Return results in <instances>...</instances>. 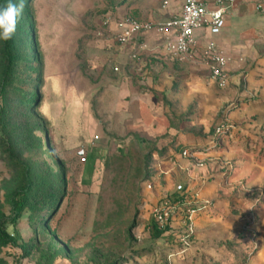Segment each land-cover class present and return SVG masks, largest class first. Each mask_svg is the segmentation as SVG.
I'll return each mask as SVG.
<instances>
[{
  "label": "rangeland",
  "instance_id": "374dc122",
  "mask_svg": "<svg viewBox=\"0 0 264 264\" xmlns=\"http://www.w3.org/2000/svg\"><path fill=\"white\" fill-rule=\"evenodd\" d=\"M182 2L24 0L5 83L0 40V231L15 241L0 239V264H264V30L215 41L223 79L199 51L147 50L156 32L133 52L116 42L127 18L163 23ZM247 2L264 25V0ZM132 64L161 125L135 136L114 70L132 80Z\"/></svg>",
  "mask_w": 264,
  "mask_h": 264
},
{
  "label": "built area",
  "instance_id": "2783aa9c",
  "mask_svg": "<svg viewBox=\"0 0 264 264\" xmlns=\"http://www.w3.org/2000/svg\"><path fill=\"white\" fill-rule=\"evenodd\" d=\"M237 0H183L179 15L169 18L163 23L148 20L144 22L127 18L121 25L116 36V42L121 46H130L139 41L145 34L158 33L160 35H172V40H166L164 47L171 50L178 57L185 58L196 52H201L208 61L216 63L212 67L214 77L223 79L224 60L219 55L214 37L219 36L226 26V16ZM198 31L207 32L209 39L204 45L196 35ZM136 53L131 54V59L136 60ZM115 72L120 73L118 67ZM80 162H86L84 156ZM181 189V187H179ZM156 223L163 224L169 216L168 211L155 209L152 213Z\"/></svg>",
  "mask_w": 264,
  "mask_h": 264
},
{
  "label": "crops",
  "instance_id": "0c3cea01",
  "mask_svg": "<svg viewBox=\"0 0 264 264\" xmlns=\"http://www.w3.org/2000/svg\"><path fill=\"white\" fill-rule=\"evenodd\" d=\"M208 1L213 2V0ZM250 1V6H254L255 3L252 2L253 0ZM248 3L249 2H247V0H239L235 3L234 7L230 9L231 11H234L233 17L231 18H229L231 11H228L226 16V26L219 36L214 37L216 41H240L242 37L247 40L254 41L253 39H255L258 35L259 30H264V25L262 24L263 22L251 23V19L245 18L246 12L249 9ZM240 24L243 25L242 28H239ZM196 35L201 45H204L210 38L207 32L204 31H198ZM143 37L144 40H148L150 36L143 35ZM172 39V35H167L164 38V40ZM137 42L138 41L132 43V52L138 47ZM165 42L166 41H145V43L149 44V46L146 47L148 48L147 50H161V47H164ZM138 74V69L133 64L132 80L123 76V73L120 71V80L117 87V110L122 121L127 122L129 127L134 131V134H132L134 136L135 132L140 134L152 133L159 130L161 126L159 122L160 116L155 111V106L147 89L143 87L144 80L140 81ZM85 136L87 140H91L92 130H87ZM80 156H82L81 153Z\"/></svg>",
  "mask_w": 264,
  "mask_h": 264
},
{
  "label": "trees",
  "instance_id": "16d2710c",
  "mask_svg": "<svg viewBox=\"0 0 264 264\" xmlns=\"http://www.w3.org/2000/svg\"><path fill=\"white\" fill-rule=\"evenodd\" d=\"M5 42V58H6V65H5V69H4V83L6 82L7 78L10 76L11 72H12V68H13V61H14V57L13 55H11L10 53V48L12 46V41L11 39L8 41H4ZM5 125V114H4V109L3 107L0 105V138H3V127ZM45 142L46 144L48 143L46 138H45ZM26 169V176H25V181L27 183V188L26 189H22V190H18L13 194L12 200H11V207H12V212L14 214L15 219L19 218L21 215L22 210L24 209V201L26 199V197L28 196V193L30 191V187H31V182L30 179L27 175L28 172V168L25 167ZM0 239L6 243V244H15L14 240L7 235V233L4 231H0Z\"/></svg>",
  "mask_w": 264,
  "mask_h": 264
},
{
  "label": "clouds",
  "instance_id": "9594fccd",
  "mask_svg": "<svg viewBox=\"0 0 264 264\" xmlns=\"http://www.w3.org/2000/svg\"><path fill=\"white\" fill-rule=\"evenodd\" d=\"M24 7V0H19L18 3L8 0L6 6L0 7V40L12 39L23 17Z\"/></svg>",
  "mask_w": 264,
  "mask_h": 264
}]
</instances>
